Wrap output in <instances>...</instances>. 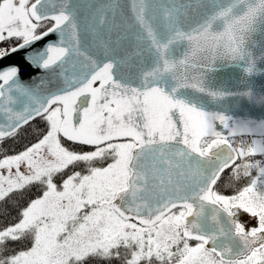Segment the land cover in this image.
<instances>
[{
  "label": "snow or ice",
  "instance_id": "1",
  "mask_svg": "<svg viewBox=\"0 0 264 264\" xmlns=\"http://www.w3.org/2000/svg\"><path fill=\"white\" fill-rule=\"evenodd\" d=\"M0 264H264V0H0Z\"/></svg>",
  "mask_w": 264,
  "mask_h": 264
},
{
  "label": "water",
  "instance_id": "2",
  "mask_svg": "<svg viewBox=\"0 0 264 264\" xmlns=\"http://www.w3.org/2000/svg\"><path fill=\"white\" fill-rule=\"evenodd\" d=\"M56 35L55 33L49 34L48 36H45L39 41V44H43L45 41L49 39H55ZM37 45H33V47H36ZM22 53L17 52L13 54L12 56L8 57L9 60H19L22 64V70L25 75L28 74L30 71L27 66L24 64V61L21 59ZM237 73L234 71L231 67L227 69H218L214 74H212L209 79L213 84H226V85H233L235 81ZM261 80H257V84L261 83ZM260 113L259 106H256L254 109H248L244 108L237 111V115L240 114H252L258 116ZM240 219L242 221L248 222L251 220L250 214H247L244 210H241L240 212Z\"/></svg>",
  "mask_w": 264,
  "mask_h": 264
},
{
  "label": "trees",
  "instance_id": "3",
  "mask_svg": "<svg viewBox=\"0 0 264 264\" xmlns=\"http://www.w3.org/2000/svg\"><path fill=\"white\" fill-rule=\"evenodd\" d=\"M227 180V173H225V181ZM225 181H221V187L225 189V191H230L231 189L227 187Z\"/></svg>",
  "mask_w": 264,
  "mask_h": 264
}]
</instances>
